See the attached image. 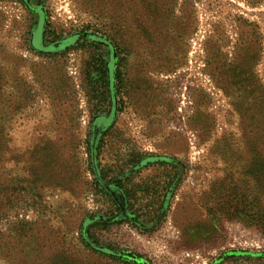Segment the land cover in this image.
<instances>
[{"label": "rangeland", "instance_id": "obj_1", "mask_svg": "<svg viewBox=\"0 0 264 264\" xmlns=\"http://www.w3.org/2000/svg\"><path fill=\"white\" fill-rule=\"evenodd\" d=\"M0 264H264V0H0Z\"/></svg>", "mask_w": 264, "mask_h": 264}, {"label": "trees", "instance_id": "obj_2", "mask_svg": "<svg viewBox=\"0 0 264 264\" xmlns=\"http://www.w3.org/2000/svg\"><path fill=\"white\" fill-rule=\"evenodd\" d=\"M94 44V43H93ZM53 50V49H52ZM68 51V49L64 50ZM95 64L93 63V65H91L90 63H87L85 66V72H83V76L85 77L84 80L88 81L89 85H90V89H88V91L86 92V95H90L92 94L95 97H99L102 98L104 102L107 101V98H109L111 96V94L113 93V88L112 86H110L109 83V73L106 69V66H104V61L103 59H101V56H96L95 60H94ZM98 66L97 70H94L93 67ZM99 73V77H98V81H94L93 78H91L92 73ZM115 79L116 81H118L120 79V72L118 71V66L116 68V72H115ZM99 81H101L100 83L102 84L100 88H97L96 84L99 83ZM95 86V89H94ZM87 90V89H86ZM98 91V92H97Z\"/></svg>", "mask_w": 264, "mask_h": 264}]
</instances>
